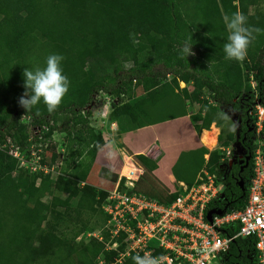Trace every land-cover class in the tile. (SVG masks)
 I'll return each instance as SVG.
<instances>
[{
  "label": "trees",
  "instance_id": "trees-1",
  "mask_svg": "<svg viewBox=\"0 0 264 264\" xmlns=\"http://www.w3.org/2000/svg\"><path fill=\"white\" fill-rule=\"evenodd\" d=\"M246 6L245 0H197L210 34L203 37L193 34L177 0H0V144L10 140L24 150L30 145V127L46 126L48 130L42 131L43 141L48 142L45 161L58 164L62 156L52 137L61 130L58 122L67 120L68 142L87 150L85 160L78 154L79 173L75 175L71 170V177L64 179L19 169L6 149L0 150V264H96L99 256L110 263L124 252L121 240L116 251L106 252L103 243L94 237L75 242L81 230H75L67 240L61 229L73 218L72 214L80 220L83 215L99 213L103 224L108 218L101 208L108 192L85 183L99 151L97 145L104 144L102 133L90 126L91 112L87 110L92 108L95 95L101 93L120 100L111 104L109 115L119 136L165 121L153 112L159 107V100L169 94L168 102H174L171 107L177 110L171 119L189 116L198 134L215 124L220 130L217 147L211 152L202 147L176 175L175 183L183 182L181 173L196 160L195 178L185 184L194 183L202 164L223 184L221 194L207 209L244 208L252 178L254 134L243 125L247 104L232 103V99L247 95L249 74L244 77L238 65L232 70L230 64L236 60L225 58L223 49L229 31L223 16L237 11L246 16ZM186 42L193 44L195 55L183 58ZM50 54L64 57L61 67L70 81L69 91L52 113L41 101L43 109L37 116L18 103L28 91L23 72L37 68L33 62L38 56L45 57V67ZM134 58L138 60L137 66L125 70L123 64ZM105 62L112 65L110 73L104 70ZM251 72H255L259 82L264 80V51L259 53ZM180 82L191 83L192 91L179 89ZM134 88H141L144 96L123 103L122 99L131 96ZM203 96L214 104L203 102ZM199 104L204 114H191L189 109ZM222 106L229 108L230 117L236 116V124L229 120L223 127V122L217 120L224 115ZM21 115L29 118L30 123L20 121ZM262 139L264 150V128ZM234 146L240 147L244 158L250 156V160L246 167L245 161L240 164L235 160L228 170L226 162L221 161L223 150ZM205 154H209L206 164ZM105 173L106 169H101L100 177L106 178ZM109 180L116 182L117 175L112 174ZM50 189L55 192L53 197L42 201ZM135 191L163 204H171L179 193L178 189L170 192L147 168L136 181ZM31 193H35L32 201L28 198ZM133 256L126 257L121 264H134ZM225 262L258 264L251 239H235Z\"/></svg>",
  "mask_w": 264,
  "mask_h": 264
},
{
  "label": "built area",
  "instance_id": "built-area-1",
  "mask_svg": "<svg viewBox=\"0 0 264 264\" xmlns=\"http://www.w3.org/2000/svg\"><path fill=\"white\" fill-rule=\"evenodd\" d=\"M254 74H249L247 95L232 99V103L247 104L243 125L247 132L254 134L252 178L244 208L229 211L207 209L208 204L221 194L223 184L205 166L191 186L179 183V193L171 204L160 203L135 191L141 172H121L112 190L107 191L108 197L101 207L108 218L98 235L92 237L103 243L106 252L116 251L120 240L125 244V250L110 263L99 256L96 264H121L131 254L143 256L145 253L166 256L165 264H226L225 256L237 238L251 239L258 264H264V80L259 82ZM105 97L110 105L120 102L119 98ZM20 121L30 123L25 115H21ZM44 130L47 131L48 127H30V145L24 150L10 140L0 144V150L6 149L7 154L17 161L19 169L42 176H60L58 164L45 161L48 142L43 141ZM216 147L217 144L214 149ZM224 151L226 157L221 161L226 162L229 170L234 162L229 157L230 150ZM204 159L206 164L209 155ZM247 159L249 162L250 156L244 158L240 155L238 163L245 161L246 164ZM206 249L212 251L206 252Z\"/></svg>",
  "mask_w": 264,
  "mask_h": 264
},
{
  "label": "rangeland",
  "instance_id": "rangeland-1",
  "mask_svg": "<svg viewBox=\"0 0 264 264\" xmlns=\"http://www.w3.org/2000/svg\"><path fill=\"white\" fill-rule=\"evenodd\" d=\"M177 3H178V8L180 10V13L184 17V19L188 22L189 26L191 27L193 34L203 36V37H208L210 35L209 30L207 29L206 22H205L203 15L199 12V10L197 8V0H177ZM245 4L247 5L246 6V8H247L246 17L248 18V25L261 29V32L259 34L254 33L256 38L252 41V43L250 44V46L248 48V55H247L246 59L242 62L236 61V63L234 61H232L230 64V68L232 70H236V67L238 65L242 69L244 77H246V75L248 76V74H250V73L252 74L251 71H252V66L254 65V62L258 59L259 53L264 51V0H255L253 2H251L250 0H245ZM147 56H151V52H147ZM44 58L45 57H43V56H38V59L34 60L33 64L35 66L43 69L44 68V64H43ZM137 63H138L137 58H134V59L130 60L129 62L124 63L123 67L125 70H128L130 68H134L135 66H137ZM111 69H112L111 63L105 62L104 63L105 72L110 73ZM170 78L171 77L168 75L167 79L169 80ZM182 83L183 82L179 83V85H178L179 89L187 88L188 91H192L193 87H192L191 83H189V84H185V83L182 84ZM12 96L13 95L10 94V97H12ZM143 96H144V93L142 92L141 88H136V89L134 88L131 91V96H125L122 99V102L123 103H125L127 101L134 102V101L141 99V97H143ZM179 96H181V94H179ZM169 98H171L170 94L168 96H163L159 100V104H158L159 107L154 109V112H153L156 114L155 116H159V118H162V117L166 118L165 120L174 118V116L177 114V110H175L174 108L171 107L175 103L172 101L168 102ZM203 98H202L203 102L204 101L209 102V105L214 104L206 96H203ZM107 100H108V98L107 97L104 98V94L95 95L92 108L87 109V110H90V112H91V117H90L89 122H90V126H92L93 128H96V130L100 131L101 133L103 132V134L105 135V138L107 140H111V139L116 140V139H118V137H116V129L111 130V128H113L112 127L113 124H112V121L110 120V117H108L107 120H104V119L100 118L98 115V111L100 110V107L104 103H106ZM186 104H188V102H186ZM221 108L223 109L224 115H219V117H217V120L223 122V127L227 125V121H229V120L231 121L232 124H236L235 123L236 116L232 114L230 117V115H228L229 108L225 107V106H222ZM42 109H43V105H42V102H40L38 105L33 107L31 109V111L33 113H36L38 110L40 113L42 111ZM159 112H160V114H159ZM189 112L193 115H196L200 112H201V114H204V108L202 106H200V104L195 105L193 108L189 109ZM157 114H159V115H157ZM224 116H226L227 118L225 119ZM21 120H26V119L22 118ZM66 121L67 120H63V121L58 122L57 126L62 131L61 130L55 131L53 133V137H52L53 141L57 145V149L59 150V152L61 153V156H62L60 163H58V165H57V169L62 174V175H60V177L63 179L71 177L69 175L71 170L73 171V173L75 175L77 173H79V171H78L79 169L76 168V166L78 165V164H76V160L78 159L77 158L78 154L80 155V157L82 156L81 157L82 160H85V156H87V154L85 155V152H87V150L85 148L77 147V145L74 142H68L67 133L70 130V124L68 121L67 122ZM224 122H225V124H224ZM212 125H214L216 127L215 124H212ZM188 126H189V124L187 123V121H182V122L180 121L177 125L179 134L184 139L186 137L185 133H187ZM215 127H213V131L215 129H217L216 136H218V134H219L218 132H220V130H219V128H217V127L215 128ZM207 130L209 132H203V133H206L207 137L212 138L213 137L212 130H210V128H208ZM216 136H215V138H216ZM180 141L182 142L183 140H180ZM203 146H204V148H206L208 150V152H211L212 150H214L213 149L214 146H213V148L210 147V149L205 145H203ZM228 150H230V152H231L229 157L233 160V162L235 160L238 161V156L243 155V152L241 151L240 147L234 146V147L228 148ZM223 152H224L223 158H225L226 157L225 151L223 150ZM125 154L130 156L131 153L129 151H127V152H125ZM206 155H209V154H205L203 156V158H205ZM130 162L132 163V165H135L137 168H139L138 164H141L135 158H132ZM204 162H205V159H204ZM197 165H198V163L196 162V160H194L181 173L180 178L182 179L183 183L191 182L195 178L194 168ZM202 168H204V164H202L200 169H202ZM123 169L125 170L126 168H123ZM126 170H128V169H126ZM209 173H210V170H209ZM123 174H124V172H123ZM211 174H213V173H211ZM39 183L40 182L37 180V185ZM104 183H105V187H104L105 189L111 188V185H109V184L107 185L106 182H104ZM178 186H179L178 183H173L168 188H170L169 189L170 192H174V191H176V189H178ZM54 193L55 192L52 189L48 190L47 192L44 193V195L42 197V201L48 202L53 197ZM34 197H35V193H31V195L28 196L30 201H32L34 199ZM74 204L75 203L72 202V205H74ZM72 217L73 218L69 219V221L67 222V226L63 225L61 227V229H64V231H65L64 238H67V240H69L73 237L72 233H74L75 230H81V233L77 237L75 242H78L81 238L88 239L89 237H92L93 234L98 235V231L104 225L103 221H102V215H100L99 213H96L95 215H92L91 217L88 215H83V216H81L80 220L74 218L75 214H72Z\"/></svg>",
  "mask_w": 264,
  "mask_h": 264
},
{
  "label": "crops",
  "instance_id": "crops-1",
  "mask_svg": "<svg viewBox=\"0 0 264 264\" xmlns=\"http://www.w3.org/2000/svg\"><path fill=\"white\" fill-rule=\"evenodd\" d=\"M180 121H187L189 124L187 133H185V139L180 136L178 131L177 125ZM210 127V130H213L215 126L212 125ZM114 129H116V127L111 128V130ZM203 132L209 131L202 130L201 133L198 134L189 116H183L149 124L121 136L116 133V137H118V139L115 140L118 150L117 158L114 161H108L104 154L98 151L85 183L98 189L110 191L115 183L109 180L112 174L118 175V180L121 172L125 174L129 170H133L137 171V174L138 171L143 174V169L147 168L160 183L168 188L175 183L176 175L179 174L199 153L200 149L204 147L203 145H205V143L202 140V136L204 135ZM102 137L104 143L108 141L103 132ZM212 138L210 137L209 139ZM180 140L183 141L181 142ZM216 144L217 142L214 147ZM208 148L210 149V147ZM127 151L131 153L130 156L125 154ZM132 158L137 159L141 163L138 164L139 168L132 165L130 162ZM103 168L106 169V178L100 177V171ZM123 168L128 170H124ZM104 182H106L107 185H111V188L105 189Z\"/></svg>",
  "mask_w": 264,
  "mask_h": 264
},
{
  "label": "clouds",
  "instance_id": "clouds-1",
  "mask_svg": "<svg viewBox=\"0 0 264 264\" xmlns=\"http://www.w3.org/2000/svg\"><path fill=\"white\" fill-rule=\"evenodd\" d=\"M223 21L229 31L227 42L224 44L223 49L226 54L225 58L242 62L248 55L250 44L256 38L254 33L259 34L261 29L248 25V18L240 11L233 13L231 16L225 14ZM192 45L187 42L185 43L182 48L183 58L195 55L192 51ZM63 59L62 55L50 54L46 58V66L43 69L37 67L35 70L29 68L24 70V87L28 91L24 92L19 98L18 103L27 112L41 101L46 105L48 113L54 112L60 106L70 86V81L63 74L61 67ZM111 111V105L104 103L100 107L98 115L100 118L107 120ZM35 115H40L38 110ZM112 127L115 128L116 124L113 123ZM97 147L104 154L106 160L114 161L117 158L118 150L114 139L106 141L103 145H97ZM205 251L211 252L212 249H206ZM132 259L134 264H165L168 260L164 255L153 256L150 253H145L143 256L137 254Z\"/></svg>",
  "mask_w": 264,
  "mask_h": 264
},
{
  "label": "bare ground",
  "instance_id": "bare-ground-1",
  "mask_svg": "<svg viewBox=\"0 0 264 264\" xmlns=\"http://www.w3.org/2000/svg\"><path fill=\"white\" fill-rule=\"evenodd\" d=\"M212 134H213V138L212 139H209V137L206 136V133H204V135L202 136L203 142L208 147H213L215 145V143L217 142V140L215 138V136L217 134V129H215L214 131L212 130Z\"/></svg>",
  "mask_w": 264,
  "mask_h": 264
},
{
  "label": "water",
  "instance_id": "water-1",
  "mask_svg": "<svg viewBox=\"0 0 264 264\" xmlns=\"http://www.w3.org/2000/svg\"><path fill=\"white\" fill-rule=\"evenodd\" d=\"M247 163H248V159H247V161H246L245 167L247 166ZM241 189L244 190L243 182H241ZM217 213H220V212H217Z\"/></svg>",
  "mask_w": 264,
  "mask_h": 264
}]
</instances>
